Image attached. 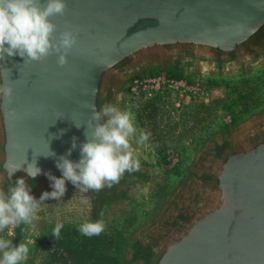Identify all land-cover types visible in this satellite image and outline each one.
I'll list each match as a JSON object with an SVG mask.
<instances>
[{
  "label": "water",
  "instance_id": "95a60500",
  "mask_svg": "<svg viewBox=\"0 0 264 264\" xmlns=\"http://www.w3.org/2000/svg\"><path fill=\"white\" fill-rule=\"evenodd\" d=\"M66 3L64 15L50 17L57 26L56 39L65 30L77 35L66 65L57 64L56 54L42 61L7 54L0 60V82L13 87L12 103L0 101V189L5 193L18 178L26 180L36 199L51 192L45 173L62 177L56 161L71 148L73 137L77 147L68 158L79 161L90 105L97 111L106 104L118 106V85L124 78L156 63L218 70L251 65L264 57V0ZM8 109L15 110L14 118L4 117ZM49 147L55 156L46 158L52 155ZM132 147L140 166L126 171L119 183L81 192L66 181L61 200L48 199L42 208L48 204L100 214L126 205L149 181L147 163ZM34 161L41 173L32 178L25 169ZM9 166L20 169L9 176ZM40 219L13 231L10 226L0 235L18 246ZM131 260L264 264V118L216 141L164 221L136 242Z\"/></svg>",
  "mask_w": 264,
  "mask_h": 264
},
{
  "label": "rangeland",
  "instance_id": "374dc122",
  "mask_svg": "<svg viewBox=\"0 0 264 264\" xmlns=\"http://www.w3.org/2000/svg\"><path fill=\"white\" fill-rule=\"evenodd\" d=\"M147 76L166 81L132 93L130 86ZM118 95V107L135 117L131 141L147 163V185L126 205L100 214L43 206L23 241L30 249L24 264H133L136 242L164 221L216 141L264 118V57L218 70L156 63L120 81ZM141 130L149 136L138 144ZM100 219L106 224L100 235L78 231ZM57 223L63 224L58 239L52 235Z\"/></svg>",
  "mask_w": 264,
  "mask_h": 264
},
{
  "label": "clouds",
  "instance_id": "9594fccd",
  "mask_svg": "<svg viewBox=\"0 0 264 264\" xmlns=\"http://www.w3.org/2000/svg\"><path fill=\"white\" fill-rule=\"evenodd\" d=\"M66 10V0H44L43 3L41 0H0V60H4L7 54L9 57L19 55L24 61H42L56 54L57 64L66 65L68 53L77 43V35L71 30H65L56 39L54 33L57 26L50 19L55 15H64ZM92 95L95 96V89ZM4 100L12 103L13 87L0 82V101ZM90 108L91 117L85 132L86 140L80 146L79 161L74 162L68 158L77 147V138L73 137L71 148L56 161L62 177L57 178L51 172L45 173L52 182L51 192L44 191L36 199L24 178H18L7 193L0 189V233L10 226L32 225L46 200L59 201L65 195L66 181H70L81 192L100 191L119 183L126 171L139 168L131 143L138 131L132 112L121 110L113 104H106L99 111L94 104ZM14 116V109L4 112L5 118L11 119ZM74 125L81 127L76 123ZM148 136L141 130L136 142L142 144ZM49 151L52 155H44L46 158L55 156L50 147ZM9 167L12 168L9 176L20 169ZM25 171L32 178L41 173L36 161L30 163ZM62 228L63 224L57 223L52 235L58 239ZM105 228V222L100 219L80 224L78 231L91 238L103 233ZM29 251L26 243L14 246L12 240L0 235V264H24Z\"/></svg>",
  "mask_w": 264,
  "mask_h": 264
},
{
  "label": "built area",
  "instance_id": "2783aa9c",
  "mask_svg": "<svg viewBox=\"0 0 264 264\" xmlns=\"http://www.w3.org/2000/svg\"><path fill=\"white\" fill-rule=\"evenodd\" d=\"M161 81H166L165 79L161 78V77H157V76H147L146 78H144L143 80H136L133 85L130 86V91L132 93H135L137 91H142V90H145L147 85L149 83H154V82H160ZM176 85H182L181 83L179 82H175Z\"/></svg>",
  "mask_w": 264,
  "mask_h": 264
}]
</instances>
